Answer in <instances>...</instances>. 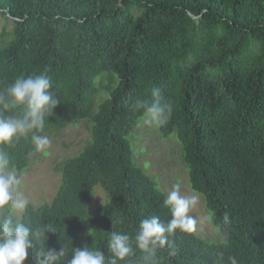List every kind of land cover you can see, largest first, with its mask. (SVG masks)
Here are the masks:
<instances>
[{
    "label": "trees",
    "instance_id": "trees-1",
    "mask_svg": "<svg viewBox=\"0 0 264 264\" xmlns=\"http://www.w3.org/2000/svg\"><path fill=\"white\" fill-rule=\"evenodd\" d=\"M0 16L12 25L0 35V88L47 69L60 100L38 134L91 124L88 143L58 169L51 202L22 214L33 230H55L34 241L25 264L61 247L68 251L58 264H66L85 243L109 258V232L134 237L142 219L170 218L166 195L135 164L128 141L141 118L134 101L150 100L153 87L172 107L159 133L175 134L190 189L222 237L210 244L177 231L176 255L159 251L162 264H219V252L224 264L230 255L264 264V0H0ZM102 77L117 82L97 103ZM32 148L21 138L4 150L24 172ZM98 185L108 203L90 211Z\"/></svg>",
    "mask_w": 264,
    "mask_h": 264
},
{
    "label": "clouds",
    "instance_id": "clouds-1",
    "mask_svg": "<svg viewBox=\"0 0 264 264\" xmlns=\"http://www.w3.org/2000/svg\"><path fill=\"white\" fill-rule=\"evenodd\" d=\"M52 77L48 70L40 74L20 75L12 83L0 88V264H25L30 250L35 247L34 241L46 237V233L55 234L48 225L33 230L23 223L22 215L30 204V200L20 190L23 173L12 164L6 147L14 146L21 138L29 139L33 146L27 158L43 153L51 147L47 135L38 134L44 128L46 117L54 114L60 103L52 91ZM134 107L141 113L146 126H164L169 120L172 107L165 100L161 89H151L150 100H136ZM195 196L182 194L180 185H173L163 200V207L168 209L170 218L161 220L158 215L142 219L135 236L111 231L107 240V250L111 253L106 258L101 249H92L87 243L82 248L72 247L71 257L66 264H132V258L139 250L141 256L137 264H162L159 251L166 250L169 256L176 255L174 237L179 231L192 234L197 229V220L190 212L197 205ZM214 213L209 217L214 218ZM223 223L229 224L226 213ZM94 229H89L91 236ZM67 249L59 251L47 249L36 253L37 264H58L61 257L67 255ZM219 264H224V253L217 254ZM228 264H238L234 256L227 257Z\"/></svg>",
    "mask_w": 264,
    "mask_h": 264
},
{
    "label": "rangeland",
    "instance_id": "rangeland-1",
    "mask_svg": "<svg viewBox=\"0 0 264 264\" xmlns=\"http://www.w3.org/2000/svg\"><path fill=\"white\" fill-rule=\"evenodd\" d=\"M12 29L9 20L0 16V35ZM98 79L97 103L108 97L103 87L116 84L115 78ZM91 124L87 121L69 122L61 131L46 133L51 140V147L43 153L31 157L27 169L22 172L20 190L30 200V204L39 207L49 204L56 195L61 182L58 169L64 161L76 156L90 139ZM128 141L133 161L150 177L159 191L166 196L173 185L179 184L182 194L195 196L197 205L190 215L197 220V229L193 233L210 244L222 243V237L213 227L209 213L205 208L204 198L190 189L188 171L182 162L181 145L175 134L163 138L158 126H146L138 119L132 128ZM108 203V197L98 185L93 189L89 210L95 211ZM22 215L19 216L21 219Z\"/></svg>",
    "mask_w": 264,
    "mask_h": 264
}]
</instances>
